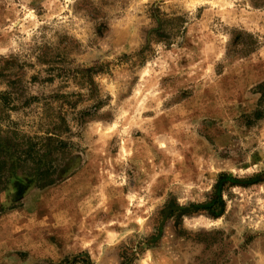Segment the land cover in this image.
Here are the masks:
<instances>
[{"label": "rangeland", "instance_id": "obj_1", "mask_svg": "<svg viewBox=\"0 0 264 264\" xmlns=\"http://www.w3.org/2000/svg\"><path fill=\"white\" fill-rule=\"evenodd\" d=\"M0 264H264V0H0Z\"/></svg>", "mask_w": 264, "mask_h": 264}]
</instances>
